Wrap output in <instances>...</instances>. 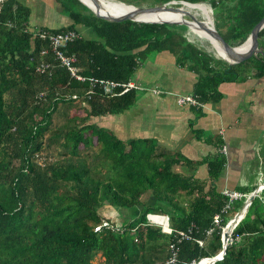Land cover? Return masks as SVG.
Here are the masks:
<instances>
[{
	"label": "trees",
	"instance_id": "trees-1",
	"mask_svg": "<svg viewBox=\"0 0 264 264\" xmlns=\"http://www.w3.org/2000/svg\"><path fill=\"white\" fill-rule=\"evenodd\" d=\"M58 1L71 22L51 29L93 31L65 49L85 76L126 82L151 52L181 51L199 72L192 95L203 104L216 96L221 81L264 76L263 55L229 65L185 41L171 23L108 21L79 0ZM185 1L209 2L215 28L232 46L242 44L264 16V0L231 6L232 0ZM34 28L27 5L0 0V264H164L172 250L175 264H191L218 254L221 227L206 230L225 202L219 186L223 154L208 162L207 182L177 171L183 159L154 140H123L97 126L93 118L128 109L138 89L109 96L98 84L72 78L48 42L33 36ZM258 36L261 48L264 27ZM43 48L48 50L41 55ZM43 61L50 63L49 76L35 71ZM146 192L150 203L142 200ZM253 200L214 264H264V204ZM103 205L136 215L118 229L95 230L102 219L111 224L99 213ZM147 213L168 214L173 230L187 232L193 224L192 230L187 237L162 232L146 222ZM234 214H222L221 225Z\"/></svg>",
	"mask_w": 264,
	"mask_h": 264
},
{
	"label": "crops",
	"instance_id": "crops-1",
	"mask_svg": "<svg viewBox=\"0 0 264 264\" xmlns=\"http://www.w3.org/2000/svg\"><path fill=\"white\" fill-rule=\"evenodd\" d=\"M19 1L30 8L33 27L61 28L71 22L67 14H62L65 12L58 0ZM234 3L232 0L228 5ZM206 5L213 11L209 2ZM80 29L82 37H93L91 28ZM190 32H185L187 37L182 34L185 41L218 58L210 52L209 47L214 50L207 40ZM260 41L264 51L263 39ZM198 73L181 51L151 52L130 78H134L132 81L142 91L133 105L119 113L99 115L92 120L123 140L138 137L154 140L183 159L177 165V171L207 182L208 162L215 158L218 147L223 145L224 166L219 178L221 190H254L259 184H264V76L250 75L240 80L219 82L216 96H208L200 110L188 105L180 106L177 96L195 91L200 78ZM258 197L264 199V188ZM142 200L145 203L153 201L148 192L143 194ZM126 211L129 216L133 214L128 209ZM163 219V216L155 217L158 223Z\"/></svg>",
	"mask_w": 264,
	"mask_h": 264
},
{
	"label": "built area",
	"instance_id": "built-area-1",
	"mask_svg": "<svg viewBox=\"0 0 264 264\" xmlns=\"http://www.w3.org/2000/svg\"><path fill=\"white\" fill-rule=\"evenodd\" d=\"M170 1V0H169ZM174 3L179 4L180 1L184 0H171ZM176 4V5H177ZM211 11V10H210ZM34 34L33 36H36L46 42H48L49 48L52 51L55 59L59 62L61 66H63L70 74L72 78H75L76 80L79 81H85L88 80L90 84L93 86V84H98L100 88L102 89L103 93L109 96H116L120 95L127 90L131 88H137L138 87L131 79L126 81V82H119L111 79H94L93 77H88L79 72V68L76 65L77 62V57L74 53H66V46L75 41L76 39H79L82 37L80 31L73 29V28H67V29H61V30H55V29H44V28H34L33 30ZM48 49H41L40 54L44 55L46 54ZM35 71L41 74H47L48 76L51 74V67L49 62H41L38 64L35 68ZM42 94V93H41ZM177 103L182 106V105H188V106H201L204 107V104L202 102H198L197 99L194 97L192 94H185V95H180L177 96L176 98ZM225 148L222 146L219 149L220 153H224ZM258 188V194L261 192V190L264 188V184H259L257 186ZM221 193L225 196V202L222 205L220 212L214 214L213 216V227H210L206 230V234H210L215 227H221V235H222V229L224 226L221 224L222 220V214H227L231 211L233 208L235 202L239 199L245 200L249 193L241 192L239 190L235 189H230V188H223L221 190ZM264 204V199L261 197L260 198ZM155 215V213H148L146 215V222L148 224L157 226L161 228L162 232L171 234V233H177L180 235V237H187L189 236V233L192 230L193 224H190L188 231L184 232L182 230H173L172 227H167L163 228L159 223L152 222L149 216ZM156 215H162V214H156ZM167 216V215H166ZM102 226H108V227H113L109 222L105 219H102V222L95 226V230L99 229ZM118 229V227H117ZM232 234V233H231ZM231 234L229 236V242H232V237ZM238 237L236 236L235 239ZM197 243L199 245L202 244V239H196ZM170 247H173L171 244ZM176 262V250H172V254L169 258V260L164 263V264H175ZM195 262H192L191 264H194Z\"/></svg>",
	"mask_w": 264,
	"mask_h": 264
},
{
	"label": "water",
	"instance_id": "water-1",
	"mask_svg": "<svg viewBox=\"0 0 264 264\" xmlns=\"http://www.w3.org/2000/svg\"><path fill=\"white\" fill-rule=\"evenodd\" d=\"M79 1L82 4H84L89 10H91V12H93L95 16L102 18L104 20H108V21L132 20V21L146 22V23H178V24L186 25L189 29L190 27H193L191 25H194L200 29H204L207 33L210 34V36L214 39V41L222 49L224 56L217 55V57L227 62L229 65L240 63L241 61L246 60L250 57H257L258 55L264 56L263 50L259 47V36H258L259 31L264 27V16H262L261 19L253 26L248 37L242 43L244 44L245 42L248 41L249 42L248 47L242 50H238L240 49V47H238L240 45L238 46L230 45L219 34L217 29L215 28L212 16H211V22L209 24L204 20L196 18V16L192 14L191 7L189 6L197 5L199 3H190L188 1H180L179 5L175 6L177 3H174L170 0L162 4L151 5V6H136L134 4H126V5L133 6V9L129 10L128 12L124 14L115 15V14H111L110 12L106 13L102 9L104 8L103 0H90L93 3L94 8H92L89 4L85 3L83 0H79ZM161 10L179 12L182 14V18L180 20H162V21L141 20V19L136 18L137 15L142 14V13L156 12V11H161ZM257 194H258V188H255L253 191L249 193L247 198L244 200L241 208L234 214V216L231 219H229L226 222V224L224 225L222 229V235H221L222 249L221 251L215 256L205 257L211 261L210 264H214L215 261L223 258L226 252L230 234L232 233L234 227L243 218L248 207L252 203V200L257 196ZM241 213L243 214L242 216L239 217Z\"/></svg>",
	"mask_w": 264,
	"mask_h": 264
},
{
	"label": "bare ground",
	"instance_id": "bare-ground-1",
	"mask_svg": "<svg viewBox=\"0 0 264 264\" xmlns=\"http://www.w3.org/2000/svg\"><path fill=\"white\" fill-rule=\"evenodd\" d=\"M85 3L89 4L92 8H94L93 3L90 0H83ZM104 3V8H102L106 13L110 12L111 14H124L128 12L129 10L133 9V6L131 5H126L127 3L121 2L120 0H103ZM189 6V5H188ZM191 9H196L199 11L201 20L206 21L207 23L210 24L211 22V11H209L207 8L208 6L203 3H199L197 5L189 6ZM136 18L141 19V20H155V21H162V20H180L182 18V14L179 12H172V11H167V10H161V11H156V12H146L142 13L136 16ZM193 27H190V31L193 32L198 38L207 40L210 44V46L213 48L215 51L216 55L219 56H224L222 49L219 47V45L214 41V39L210 36L209 33H207L204 29H200L194 25H191ZM249 42H245L244 44L238 46L242 50L246 47H248ZM242 212V211H241ZM243 213L239 215L242 216ZM160 216V215H152L149 216L152 222L158 223L155 220V217ZM165 218L164 223H159L163 228L170 227L169 226V217L168 215H161ZM210 260L206 259L204 261L196 262L194 264H210Z\"/></svg>",
	"mask_w": 264,
	"mask_h": 264
},
{
	"label": "rangeland",
	"instance_id": "rangeland-1",
	"mask_svg": "<svg viewBox=\"0 0 264 264\" xmlns=\"http://www.w3.org/2000/svg\"><path fill=\"white\" fill-rule=\"evenodd\" d=\"M131 2H133L136 6H142V5H144V6H147V5H152V4H155V5H157V4H159L158 3V0H131ZM27 3H31V1H27ZM204 3H208V2H204ZM176 6H178V5H176ZM209 11H210V8L208 7L207 8ZM191 12H192V14H194L195 16H196V18H198V19H201V16H200V14H198L197 13V11L196 10H194L193 8L191 9ZM62 14H64V15H66V13H62ZM64 15H62L61 17H63V19L65 18V16ZM67 16V15H66ZM211 16L213 17V15L211 14ZM67 18V17H66ZM59 19H57V21H58ZM65 25V24H64ZM169 26L170 27H172V29H174L175 31H178V32H181L182 34H184V36L185 37H187V35H185V32L187 33V32H190L189 30V28L186 26V25H184V24H175V23H171V24H169ZM81 30V29H80ZM191 33V35H193L192 34V32H190ZM207 45H208V43H207ZM208 47H209V45H208ZM209 49H210V52L211 53H215V51H212V49L209 47ZM164 51V50H163ZM134 79V78H133ZM132 79V80H133ZM140 93H142V91H140V90H138L137 91V96H139L140 95ZM148 93V92H147ZM133 107V106H132ZM132 109V108H131ZM175 152V151H174ZM176 169H177V167H176ZM262 195V194H261ZM259 198V197H258ZM258 198L256 199V198H254L255 200H253V202H254V204L257 202V200H258ZM260 199V198H259ZM148 202H149V200H147ZM243 202H244V200L243 199H239V200H237L236 202H235V204H234V206H233V208L231 209V211L228 213V216H231V215H233V213L235 212H237L240 208H241V206H242V204H243ZM134 209V208H133ZM99 213H100V215L103 217V216H106L109 220H110V222H111V224L113 225V226H115V227H120V226H122L123 225V223L125 222V221H127V220H129V219H131V218H133V216H134V214H132V215H128L127 213H126V211L125 210H122L121 208H115V207H112V206H110V205H103V206H101L100 208H99ZM126 214V215H125ZM136 215V214H135ZM164 220H165V218L161 221V223H164ZM100 259H95L94 260V264H99L100 263Z\"/></svg>",
	"mask_w": 264,
	"mask_h": 264
},
{
	"label": "clouds",
	"instance_id": "clouds-1",
	"mask_svg": "<svg viewBox=\"0 0 264 264\" xmlns=\"http://www.w3.org/2000/svg\"><path fill=\"white\" fill-rule=\"evenodd\" d=\"M185 1V0H184ZM191 3V2H190ZM177 5H179V4H177ZM176 6V5H175ZM212 14V13H211ZM79 31V30H78ZM81 33V32H80ZM241 45V44H240ZM148 214V213H147ZM146 214V215H147ZM155 214H161V213H155ZM162 215H168V214H162ZM169 217V216H168ZM146 218V217H145ZM231 219V218H230ZM106 220V219H105ZM112 225V224H111ZM160 228V227H159ZM160 230H161V228H160Z\"/></svg>",
	"mask_w": 264,
	"mask_h": 264
}]
</instances>
